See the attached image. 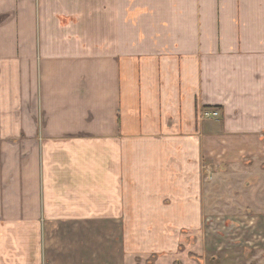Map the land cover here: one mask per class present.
<instances>
[{"label":"crops","instance_id":"0c3cea01","mask_svg":"<svg viewBox=\"0 0 264 264\" xmlns=\"http://www.w3.org/2000/svg\"><path fill=\"white\" fill-rule=\"evenodd\" d=\"M257 158L264 0H0V264L183 263Z\"/></svg>","mask_w":264,"mask_h":264},{"label":"rangeland","instance_id":"374dc122","mask_svg":"<svg viewBox=\"0 0 264 264\" xmlns=\"http://www.w3.org/2000/svg\"><path fill=\"white\" fill-rule=\"evenodd\" d=\"M202 192L201 228L180 264H264V158L208 169ZM146 259L139 264H179Z\"/></svg>","mask_w":264,"mask_h":264},{"label":"built area","instance_id":"2783aa9c","mask_svg":"<svg viewBox=\"0 0 264 264\" xmlns=\"http://www.w3.org/2000/svg\"><path fill=\"white\" fill-rule=\"evenodd\" d=\"M218 117L219 112L215 109H202L198 114V118L201 120L215 119Z\"/></svg>","mask_w":264,"mask_h":264}]
</instances>
